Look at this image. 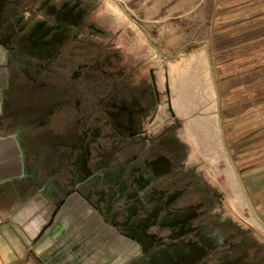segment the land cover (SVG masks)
Returning a JSON list of instances; mask_svg holds the SVG:
<instances>
[{
  "label": "rangeland",
  "instance_id": "obj_1",
  "mask_svg": "<svg viewBox=\"0 0 264 264\" xmlns=\"http://www.w3.org/2000/svg\"><path fill=\"white\" fill-rule=\"evenodd\" d=\"M257 1L234 0V3L237 8ZM216 6V0H0V43L9 49L8 67L12 77L18 79L14 82L23 88L42 82L43 88H49L50 84L39 78L46 73L58 75L60 93L73 87L75 119L90 139H99L101 120L106 121L108 139L111 135L120 137L102 107L108 116L118 114L116 103H141L148 108L137 117L139 132L135 137L122 138L117 156L111 148L116 159L104 176L112 184L120 180L116 186L123 195V207L118 205L108 214L117 220L120 214L121 222L109 225L111 230L100 236L96 227H89L90 222L78 224L84 222L82 213L73 215L68 237L83 233L86 227L90 229L84 239L82 235L76 241L74 248L79 256L75 260L70 258V264L89 261L98 264L107 253L110 262L114 252L108 248L114 244L120 245L122 251L117 258L123 259L112 264H196L205 251L196 239L205 227L199 225L200 213L217 212L221 219L241 225L264 240V228L252 219L249 207L240 200L242 194L223 147L216 92L204 52L209 40L208 55L220 94V121L237 165V151L229 142L224 117L226 94L217 82L218 52L223 46L216 45L230 38L221 29L229 22L237 23L241 17L236 21H231L236 17H229V22L227 17L217 21V12L226 8L216 11ZM68 9L69 18L78 24L76 31L68 32L59 21L60 13ZM256 42L264 45V40ZM258 49L252 48L250 52ZM201 51L203 73H176V79H187L186 90L181 89L186 93L181 96L186 100L185 106L197 110L183 111L181 118L168 111L162 113V106L169 103L171 95L168 80L164 86L159 83L161 74H167L171 80L173 64L190 54L199 56ZM258 99L263 107L264 97ZM86 119L90 120L89 125L83 122ZM165 138L187 142V173L189 169L198 170L212 186L203 190L206 186L201 181L190 186L175 185L172 180L169 185L165 183V173L171 167L161 152L165 147L161 141ZM114 170L123 173L122 181L115 177ZM213 187L218 189L219 197H215ZM245 188L252 203L246 184ZM112 230L123 236L122 241L114 239L108 247H101ZM205 241L211 247L212 242ZM130 245L133 252L127 254ZM152 247L157 249L153 251ZM84 250H88L85 256L81 254ZM89 254L93 257L87 260Z\"/></svg>",
  "mask_w": 264,
  "mask_h": 264
},
{
  "label": "crops",
  "instance_id": "obj_2",
  "mask_svg": "<svg viewBox=\"0 0 264 264\" xmlns=\"http://www.w3.org/2000/svg\"><path fill=\"white\" fill-rule=\"evenodd\" d=\"M216 5V11L226 8V11L217 12V21L225 17L227 20L236 17L231 20L236 21L241 17L233 24L228 20L227 27L221 29L230 38L216 45L223 46L218 52L217 82L222 93L226 94L224 117L229 142L237 151V165L234 163L247 186L256 213L264 222V105L261 107L258 103V96L264 97V45L256 42L264 40V0L237 8L234 0H222V6L216 0ZM219 26L217 24V29ZM252 48L259 49L250 52ZM243 49L248 50L245 53ZM204 52L208 56L209 74L214 85L216 80L208 45H205ZM202 53L184 56L173 64L169 73L171 80L167 74H161L159 83L164 86L168 80L171 95L169 103L162 106V113L168 111L180 117L183 111L197 110L185 106L186 100L181 96L186 93L181 89L187 87V79H176V73H203L204 68L200 65ZM8 54L9 49L0 43V264H70V258L75 260L79 256L74 248L76 241L82 235L84 239L92 226L104 236L111 230L109 225L121 222L120 214L118 220L108 214L118 205L121 209L123 207V195L116 186L120 180L112 184L104 176L119 154L117 150L121 149L124 139L116 135L108 139L106 121L103 120L98 121L99 139L85 135L82 124L75 119L73 87H66L60 93L58 75L46 73L45 77L39 78L46 80L49 88H43L42 82L37 86L33 83L34 87H19L14 82L18 79L10 73ZM214 90L216 92L215 85ZM219 108L217 103V115ZM89 121L83 122L89 125ZM128 139L133 138L125 140ZM186 143L183 139H162L161 144L165 147L161 152L171 165L164 181L168 185L172 180L175 185L185 186L201 181L206 186L203 190H206L212 185L203 173L196 169H189L187 173ZM111 148L115 150V157ZM114 171L115 177L122 181L123 173ZM173 176H177L176 179ZM213 188L215 197H219L218 189ZM107 191L110 194H103ZM77 213H82L84 220L78 224L90 222V228L86 227L88 231L84 230L73 238L71 234L68 237L74 223L73 215ZM199 222L205 227L196 239L200 249L205 251L196 264H264V240L250 230L221 219L217 212L211 215L200 213ZM122 238L112 230L101 247H108L114 239L122 241ZM205 240L212 242L211 247L204 244ZM118 245L108 248L114 252L110 262L107 253L98 264L122 260L123 256L117 258V253L122 251ZM156 249L152 247L153 251ZM87 251L81 254L85 256ZM130 252H133L132 245L127 254ZM92 257L89 254L87 260Z\"/></svg>",
  "mask_w": 264,
  "mask_h": 264
},
{
  "label": "flooded vegetation",
  "instance_id": "obj_3",
  "mask_svg": "<svg viewBox=\"0 0 264 264\" xmlns=\"http://www.w3.org/2000/svg\"><path fill=\"white\" fill-rule=\"evenodd\" d=\"M51 9L56 11L55 6H52ZM56 13L57 15L59 14L58 11H56ZM60 16L61 17L59 18V21L61 22V25H63L67 29L68 32L76 31L78 24L75 23V20L73 21L69 18L71 16L70 9L64 12L62 11V13H60ZM40 26L41 24L38 25L37 29H39ZM94 28L98 31L101 30V28L97 25H94ZM115 107L118 110V114L116 116H108V113L104 110V108H101L105 112V116L109 118V124L115 130V132L119 134L120 137H135V135L139 132L137 130V117L142 113H146V111H148V108L143 106L141 103L139 105L129 102L120 104L116 103Z\"/></svg>",
  "mask_w": 264,
  "mask_h": 264
},
{
  "label": "bare ground",
  "instance_id": "obj_4",
  "mask_svg": "<svg viewBox=\"0 0 264 264\" xmlns=\"http://www.w3.org/2000/svg\"><path fill=\"white\" fill-rule=\"evenodd\" d=\"M212 69V67H211ZM214 85H215V89H216V93H217V103H218V108H219V100H220V97H219V94H218V91H217V86H216V83L214 82ZM218 115H219V123H220V129H221V133H222V142H223V147H224V150L226 152V155H227V158H228V161H229V164L230 166L232 167L233 169V172H234V175L236 177V180L238 182V185H239V189H240V192L242 194V196L240 197V200L243 202L244 205H247L251 211V214H252V219L260 224L263 228H264V225L262 223V220L260 219V217L258 216V214L256 213L255 209L253 208L251 202H250V199H249V196L246 192V189H245V183H244V180L242 179L233 159H232V156L230 154V151H229V148L226 144V141H225V136H224V132H223V128H222V124H221V111H220V108L218 110ZM213 175V174H212ZM243 180V184L241 183V179Z\"/></svg>",
  "mask_w": 264,
  "mask_h": 264
},
{
  "label": "water",
  "instance_id": "obj_5",
  "mask_svg": "<svg viewBox=\"0 0 264 264\" xmlns=\"http://www.w3.org/2000/svg\"><path fill=\"white\" fill-rule=\"evenodd\" d=\"M206 43H207V45H209L210 41L207 40ZM240 179H241V178H240ZM241 183L243 184V180H242V179H241ZM262 223H263V225H264V222H263V221H262Z\"/></svg>",
  "mask_w": 264,
  "mask_h": 264
}]
</instances>
